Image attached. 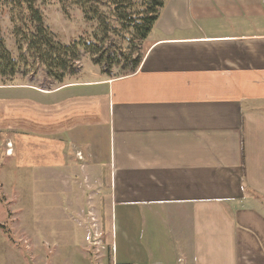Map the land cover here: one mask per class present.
I'll use <instances>...</instances> for the list:
<instances>
[{
    "label": "crops",
    "instance_id": "crops-1",
    "mask_svg": "<svg viewBox=\"0 0 264 264\" xmlns=\"http://www.w3.org/2000/svg\"><path fill=\"white\" fill-rule=\"evenodd\" d=\"M145 45L130 75L0 83L1 152L63 182L84 152L127 264H264V0H166Z\"/></svg>",
    "mask_w": 264,
    "mask_h": 264
},
{
    "label": "rangeland",
    "instance_id": "rangeland-1",
    "mask_svg": "<svg viewBox=\"0 0 264 264\" xmlns=\"http://www.w3.org/2000/svg\"><path fill=\"white\" fill-rule=\"evenodd\" d=\"M39 7L46 26L67 43L79 38L91 39L99 33L98 23L87 20L71 0H40ZM0 19L6 45L12 55L19 58L16 23L9 10H2ZM145 48V42L139 44L140 52ZM75 66L73 79L101 76L99 67L83 50ZM20 68L21 72L12 79L0 74V83L16 79H26L44 87L56 83L42 66L33 72L31 68L25 71V64ZM122 74L119 65L114 66L109 76ZM3 142L0 137V145ZM32 150L25 156V161L17 162L16 157H6L0 146V264H99V261L111 264L114 256L118 264H127L132 255L122 245L120 236L117 243L111 242L112 222L104 184L101 185L98 176L88 182L83 175V171L96 163L86 160L84 152L78 153L79 157L74 153L78 161L69 160L70 166L75 168L70 167L74 169L70 170L72 175L66 174L63 182L51 171L41 169L38 164L43 162L39 149ZM152 224L157 226L158 240L167 225L159 216H154ZM168 225L171 228L169 222Z\"/></svg>",
    "mask_w": 264,
    "mask_h": 264
},
{
    "label": "trees",
    "instance_id": "trees-1",
    "mask_svg": "<svg viewBox=\"0 0 264 264\" xmlns=\"http://www.w3.org/2000/svg\"><path fill=\"white\" fill-rule=\"evenodd\" d=\"M39 1L0 0V15L7 9L16 23L15 39L20 50L19 58L12 55L0 19V74L5 77L12 79L25 64V71L31 68L33 72L42 66L49 77L62 82L67 75L76 73L81 50L103 73L111 75L114 66L121 65L123 76L133 74L146 52L139 51V44L146 41L166 0H71L87 20L98 23L99 33L91 39L79 38L69 43L46 26Z\"/></svg>",
    "mask_w": 264,
    "mask_h": 264
},
{
    "label": "built area",
    "instance_id": "built-area-1",
    "mask_svg": "<svg viewBox=\"0 0 264 264\" xmlns=\"http://www.w3.org/2000/svg\"><path fill=\"white\" fill-rule=\"evenodd\" d=\"M100 262H102V261H99V264H102ZM111 264H118L117 261H116V259H115V256H114L113 260L111 261Z\"/></svg>",
    "mask_w": 264,
    "mask_h": 264
}]
</instances>
